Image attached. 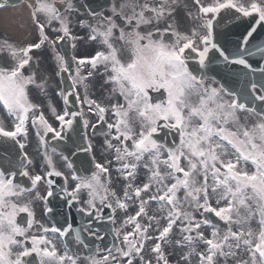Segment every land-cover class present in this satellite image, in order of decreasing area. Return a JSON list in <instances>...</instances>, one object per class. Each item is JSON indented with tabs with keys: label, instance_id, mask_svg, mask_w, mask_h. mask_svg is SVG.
Listing matches in <instances>:
<instances>
[{
	"label": "snow or ice",
	"instance_id": "obj_1",
	"mask_svg": "<svg viewBox=\"0 0 264 264\" xmlns=\"http://www.w3.org/2000/svg\"><path fill=\"white\" fill-rule=\"evenodd\" d=\"M193 3L198 10L197 19H203L204 32L192 28L181 33L171 23L163 29L141 31L142 27L158 25L171 16L175 0H125L119 7L113 3L111 16L93 12L99 20L95 26L88 25L89 39L99 37L105 50L92 56H72L70 60L56 51V45L66 39H80L70 31L69 15L78 11L73 0H36L35 5L29 4L39 42L22 47L8 41L0 45V52L7 51L13 61L10 67L0 66V106L12 119L11 128L0 120V139L14 141L21 150L16 165L7 169L0 166V264H32L29 258L33 256L38 258L37 264H78L81 258L78 252L69 254V241L87 249L89 237L103 240L107 233L97 235L99 228L93 225L105 220L113 225L114 241L101 258L85 257L88 264H152L144 257L145 247L152 240L156 241L151 247L156 264H170V254L165 253L162 242H169L174 228L182 236L177 245L188 248L180 257L184 264H192L193 256L197 257V264H218L219 259L225 264L229 259L234 264H264V67L254 66L248 59L257 54L264 57V45L249 47L257 27L264 25V0H250L247 5L240 0ZM4 7L0 3V8ZM231 10L255 20L235 53L220 46L213 27L215 17ZM53 22L59 24L58 29L52 28ZM46 29L62 34L53 39ZM115 41L122 42V47H117ZM45 44L51 46L55 55L57 75L64 81L67 74L70 81L59 93L66 105L62 113L49 105L59 130L29 97V86L45 90L46 81L38 83L35 71L25 74L33 63V50ZM75 47L73 43L72 48ZM124 52L127 59H122ZM210 53L214 55L210 57ZM217 57L227 67L239 66L246 80L243 87L229 89L222 83L214 87L218 83L214 76L212 84L206 83ZM193 62L195 66L191 67ZM99 66L110 73L105 83L113 85V97L119 96L123 103L105 106L88 96L86 81ZM85 67L91 70L82 75ZM256 73L261 77L259 81ZM79 85L84 87L83 100L76 91ZM71 96L80 104L76 111L70 110ZM257 101L260 108L255 106ZM85 106L97 116L92 124L94 134L102 126L104 144L114 150L113 170L118 179L125 181L122 196L110 187V169L96 162L94 156L95 170L91 175H82L69 157L61 154L71 169L69 177L56 168L49 154V140H65V133L78 123H82L85 141L78 150L92 153L93 145L87 136L89 121L83 119ZM243 113L258 119L249 124L246 117L242 121ZM29 124L35 128L43 148V174L30 173L29 167L35 165L23 151L25 143L20 142L27 140ZM51 151L55 153L56 148ZM141 168L147 172L146 181L136 184ZM18 176L26 178L28 185L18 181ZM54 177L63 178L61 191L67 207H75L80 213L79 227L73 226L70 213L62 226H45L36 220L34 201H42L46 213L53 211L47 204L53 196ZM69 179L75 182L70 190ZM42 183L47 186L43 196L38 190ZM83 192L87 198L82 200ZM129 202H135L138 210L115 228V213L118 209L127 212ZM153 203L162 215H149L148 207ZM105 209L111 210L107 217ZM196 213L202 219H197ZM253 220L258 229L251 227ZM129 226L131 231H123ZM203 228H211L210 236H205ZM49 234L63 238V254ZM198 242L206 246L204 251H197ZM95 250L100 251L99 245ZM244 254L247 258H243Z\"/></svg>",
	"mask_w": 264,
	"mask_h": 264
},
{
	"label": "flooded vegetation",
	"instance_id": "obj_2",
	"mask_svg": "<svg viewBox=\"0 0 264 264\" xmlns=\"http://www.w3.org/2000/svg\"><path fill=\"white\" fill-rule=\"evenodd\" d=\"M96 3H101V0H94ZM190 1L192 0H175V4L172 5V7L174 8V12L171 16L166 17L164 20H161V22L157 25V24H152L150 26H144L141 28V31H149L152 30L156 27H159L161 29L165 28L169 23H171L174 28L181 32V33H187L185 31H182L181 28L185 27L184 25V16H185V9L188 3H190ZM125 0H103V4L101 6V8L98 10V13H103V15L105 16H111L112 12H111V8L113 3H115V5L117 7H119L122 3H124ZM140 3H143L144 0H139ZM126 12L128 11L127 9L125 10ZM79 16V15H78ZM90 16V15H89ZM97 17V16H95ZM92 17L91 18H95ZM97 23V21H95ZM119 22V21H118ZM80 28L78 30V32H75V37H79L80 39H77L75 41L71 40V43H75L76 47L75 49L72 48V54L73 56L76 57H84V56H92L95 54L96 51H103L105 50V46L101 43L100 38L98 37L96 40H91L89 39V36L91 34V32L89 31V33L84 29L81 30V24L78 25ZM179 29H178V27ZM85 27L87 28V26L85 25ZM190 28H196L198 31L203 32V28L199 25H196V20H194V18H192L191 22H190ZM88 29V28H87ZM116 35H119V32H116ZM116 46L117 47H122V42L120 41H115ZM71 44V47H72ZM127 53L124 52L122 53V59H127ZM0 64H1V59H0ZM74 67H76L73 64V73L75 71ZM90 67H85L82 70V75H87L88 71H90ZM93 71V75L91 77H89L86 81L87 84V94L91 99H94L96 101H98L100 104L102 105H110L111 103L114 102H121L123 103L122 98H120L119 96L113 97V94L111 92V89L113 87L112 84L110 83H105V81L107 80V76L110 73H105L104 67L103 66H99L97 69L92 70ZM207 84H212V80L208 79L206 81ZM214 87H219V84H213ZM79 89L81 90V92L83 93V98H84V87L82 85L78 86ZM226 99H230L229 97H225ZM85 108V119H87L89 121V126L88 129L90 131V134H92L89 137V140L92 142L93 145V153L94 156L96 155L97 158L102 159L105 155H106V149H105V144L104 141L106 139L105 135L102 133L101 131V127L102 126H98L96 133L94 134L93 129H92V124L96 123L97 120V116L93 113H90L88 111L87 106L84 107ZM163 136V135H161ZM22 143H25V148L24 150L26 151V153L28 155H31L33 157H38L40 155V153L42 152V148L39 144V139L38 137H28L26 141H24L23 139H21ZM33 167H29V171H32ZM145 169L141 168L139 170V176H138V181H136V184H142L143 179H145ZM34 210L37 211V218L39 219V214L41 212V209L43 207L42 204H40L39 201H34L33 204ZM75 209H69L70 213H74ZM127 216L128 215H132L134 213V209L133 208H129L127 210ZM197 219H202V217L199 216L198 213H196ZM161 224H164V222ZM252 225V224H251ZM208 228H203L202 230H206ZM33 233H30V235ZM97 235H101L99 232L96 233Z\"/></svg>",
	"mask_w": 264,
	"mask_h": 264
},
{
	"label": "bare ground",
	"instance_id": "obj_3",
	"mask_svg": "<svg viewBox=\"0 0 264 264\" xmlns=\"http://www.w3.org/2000/svg\"><path fill=\"white\" fill-rule=\"evenodd\" d=\"M16 15V8L5 7L0 10V24L5 26L15 32L18 31L17 27L14 25L13 18ZM19 28V27H18ZM21 33V30H20Z\"/></svg>",
	"mask_w": 264,
	"mask_h": 264
},
{
	"label": "rangeland",
	"instance_id": "obj_4",
	"mask_svg": "<svg viewBox=\"0 0 264 264\" xmlns=\"http://www.w3.org/2000/svg\"><path fill=\"white\" fill-rule=\"evenodd\" d=\"M242 1V3L243 4H245V5H247L248 3H250V0H241ZM18 13H20L21 14V18H22V15H25L26 13L27 14H29L28 13V11L26 10V9H19L18 10ZM27 20V23H28V27L30 28V30L32 31L33 30V26H32V24H31V20H28V19H26ZM32 33H33V31H32ZM47 90H49V89H47ZM49 154L52 156V159H53V161H54V163H55V165H56V168L59 166V164H60V159H59V157L55 154V153H52L51 151H49ZM43 162H44V164H45V160H44V157H43ZM46 165V164H45ZM44 170H46V168L44 169ZM43 170V171H44ZM43 171L40 173V174H43ZM119 220H118V227L120 228L121 227V225H122V223H123V221L125 220V218L124 219H122V218H118ZM123 230H131V229H128V228H124ZM51 237V236H50ZM223 260V259H222ZM224 261V260H223Z\"/></svg>",
	"mask_w": 264,
	"mask_h": 264
},
{
	"label": "water",
	"instance_id": "obj_5",
	"mask_svg": "<svg viewBox=\"0 0 264 264\" xmlns=\"http://www.w3.org/2000/svg\"><path fill=\"white\" fill-rule=\"evenodd\" d=\"M254 36V35H253Z\"/></svg>",
	"mask_w": 264,
	"mask_h": 264
}]
</instances>
